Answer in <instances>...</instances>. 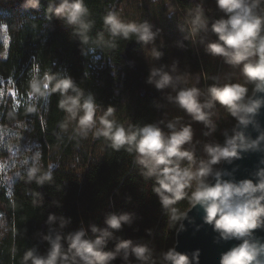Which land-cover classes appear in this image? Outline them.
Masks as SVG:
<instances>
[{
	"label": "trees",
	"instance_id": "trees-1",
	"mask_svg": "<svg viewBox=\"0 0 264 264\" xmlns=\"http://www.w3.org/2000/svg\"><path fill=\"white\" fill-rule=\"evenodd\" d=\"M123 2L84 0L89 9L86 19L92 23L85 42L75 33L74 26L54 15L48 17V0H40L36 7L28 0H0V87L7 84L16 96L6 95L0 102V127L7 134L16 129L26 133L38 156L36 162L22 159L7 179L10 156L7 150H0L3 165L0 168V213H3L0 264H25L23 257L29 250L47 256L51 245L45 237L55 239L57 235L62 237L61 251L70 259L66 238L83 230L85 238L94 239L98 233L93 232V226L107 227L105 218L110 213H129L131 221L119 230L110 229L113 235L107 239L106 251L115 250L120 240L130 239L134 245L146 244L152 250L149 260L143 264H163L161 253L172 248L180 221L173 218L191 205L192 192L200 179L195 175L196 169L201 161L208 160L205 146L223 145L227 138L233 137L237 120L225 106L215 102L206 109L210 123L205 124L193 120L174 100L181 88H198L200 100L204 102L209 99L210 86L242 83L248 89L246 101L255 85L245 81L240 65L227 63L223 56L207 51L208 44L218 38L211 30L212 22L225 15L217 8L216 0H174L182 24L173 25L172 36L165 43L156 37L145 43L134 36L130 40L112 36L104 25V16L109 11L118 14ZM197 5L203 7L209 23L207 30L193 33L189 9ZM256 12L264 15V0L257 5ZM3 27L5 37L1 38ZM147 44L150 61L141 53ZM93 52L111 63L119 76H114L108 67L97 68ZM155 52L160 53L158 58ZM154 68L168 72L173 77L172 84L157 89L150 83ZM37 71L41 77L45 72L70 75L84 98L89 94L94 96L97 112L104 113L109 106L116 108L109 119L126 128L156 125L170 134L169 123L177 129L190 125L192 139L182 147L194 153V160L191 164L187 159L178 161L181 168L189 167L193 172L190 187L184 189V198L168 208L162 207L154 191V179L147 176L146 168L140 163L144 158L134 150H128L127 146L117 150L111 141L94 133L85 147L82 131L66 132L68 117L58 107L59 92L36 95L38 108L31 110L29 81ZM195 77H198L196 83ZM119 82L125 98L123 104L115 95ZM215 114L219 115L216 122ZM52 151L58 157L55 166L49 168ZM220 162L212 166L214 171ZM33 167H38L37 176L50 172V179L43 184L30 180L29 170ZM50 214L56 220L49 222ZM61 218L66 221L63 226ZM108 264L141 262L131 251L127 256L121 251Z\"/></svg>",
	"mask_w": 264,
	"mask_h": 264
},
{
	"label": "clouds",
	"instance_id": "clouds-1",
	"mask_svg": "<svg viewBox=\"0 0 264 264\" xmlns=\"http://www.w3.org/2000/svg\"><path fill=\"white\" fill-rule=\"evenodd\" d=\"M40 0H28L33 7L38 6ZM261 0H216L218 9L225 13L211 24V30L217 34V40L207 46V51L216 56H223L227 63L241 66V73L246 82H255L256 90H264V15L256 12ZM48 17L53 15L67 24L74 26L76 34L81 35L86 42L87 31L92 23L86 17L89 9L84 0H48ZM192 17V32L197 33L207 30L208 18L201 5L189 9ZM104 25L112 36H121L130 40L133 36L138 41L145 43L155 39L157 32L153 26L144 21L123 20L115 11H109L104 16ZM159 52H155L158 58ZM149 82L154 83L157 89L168 87L173 82V77L163 68L151 70ZM30 93L46 96L52 92H59L61 99L58 107L64 110L67 117L75 120L77 129L87 132L94 130V134L103 136L111 141L112 146L119 150L127 146L134 150L140 157V163L146 168L147 176L154 179V191L160 197L161 206L168 208L177 200L184 198V189L190 187L193 178L191 168H181L178 161L187 159L191 164L194 153L182 146L192 139V128L186 125L179 129L169 123L172 129L170 134H165L156 125H146L142 128H126L122 124L109 119L114 113V108L109 106L102 115H97L98 105L93 95L84 98L83 91L78 87L70 75L60 76L55 73L45 72L41 77L38 71L29 81ZM71 90V91H70ZM209 99L200 100V90L196 87L181 88L174 97L175 102L191 115L193 120L210 123V113L206 111L213 107L215 102L225 106L238 123L247 124L248 113H254L261 104L260 100L245 101L248 89L242 83H229L222 87L213 85L207 90ZM74 93V94H73ZM83 98V99H82ZM99 124V127H96ZM241 143L238 144L237 140ZM242 135L229 137L223 145L210 144L205 146L208 160L201 161L195 175L199 182L192 192L191 205L200 204L204 209V220L213 226L221 236L242 237L248 235L252 229L264 225V179L253 184L250 180L241 181L239 184L229 181L217 180L211 184L207 179L210 176H220L219 171H214L213 165L221 160L238 156L240 147H245ZM162 166V167H161ZM38 167L29 170V179H35L38 184H43L50 179V172L37 176ZM259 191L261 195L252 194ZM186 216L182 213L173 218V221ZM49 222L56 220L54 214L48 217ZM129 213H110L105 218L107 227L93 226V232L98 233L94 239L85 238L83 230L71 233L68 240V251L71 258L61 251L60 235L55 239L45 237L51 245L47 256L29 250L23 260L25 264H108L123 251L127 256L129 251L143 264L149 260L151 249L146 244H136L129 240H120L115 245V250L106 251L107 239L113 235L112 230H119L124 224L130 223ZM66 223L61 218V226ZM260 252H264V245L257 247L248 240L231 248L221 255L220 264H261L257 259ZM77 257L79 259H77ZM163 264H192L195 257L190 258L186 253L179 252L176 248H169L161 253Z\"/></svg>",
	"mask_w": 264,
	"mask_h": 264
},
{
	"label": "water",
	"instance_id": "water-1",
	"mask_svg": "<svg viewBox=\"0 0 264 264\" xmlns=\"http://www.w3.org/2000/svg\"><path fill=\"white\" fill-rule=\"evenodd\" d=\"M254 100H260L261 104L256 112L247 114L248 123L240 124L237 121L233 128V137L242 135L246 146L237 149L238 156L221 160L217 169L220 176L213 175L209 180L211 184L217 180L236 184L250 180L257 184L264 179V90H256L255 85L246 102ZM237 143L241 141L238 139ZM252 195L259 196L261 193L257 191ZM261 203L264 204V200ZM184 213L186 216L180 219L175 230L172 248L186 253L190 258L195 255L192 264H220L221 255L244 240L257 247L264 245V225L242 237L224 238L211 224L205 222L204 209L200 204L190 205ZM257 259L264 264V252H260Z\"/></svg>",
	"mask_w": 264,
	"mask_h": 264
},
{
	"label": "rangeland",
	"instance_id": "rangeland-1",
	"mask_svg": "<svg viewBox=\"0 0 264 264\" xmlns=\"http://www.w3.org/2000/svg\"><path fill=\"white\" fill-rule=\"evenodd\" d=\"M118 15L125 21H134L136 23H142L144 21L149 22L153 28L154 32H157L156 38L161 43H165L172 36L173 25L178 22V26H181L182 16L179 17L176 12V7L174 4V0H124L121 5V8L118 12ZM5 37L4 27L1 31V38ZM150 48L147 44L145 49L142 50V54L144 53L145 60H152L147 56L150 54ZM94 65L97 68L108 67L111 69L112 74L118 77V72L113 67V65L107 62L100 54L97 52H93ZM151 63V62H150ZM198 81V77H195V83ZM121 83L117 84V89L115 90V95L120 98V104L125 102V98L122 96L121 92ZM6 95H12L14 98V92L7 85L4 84L3 88L0 87V102L3 100ZM28 107L32 109H37L36 103L38 102V97L33 94H29L28 98ZM16 103H19V100L16 99ZM116 108H114V111ZM103 113L97 112V115H102ZM219 115L215 114L214 122L218 120ZM100 125L97 124L96 127ZM65 130L68 133H71L77 129L75 120L67 119ZM11 134H7L6 131L0 127V150H7L10 156V167L8 170L10 171L8 175L5 177L9 179V177L13 174L14 167L16 164H19L22 159L32 160L36 162L38 156L36 154L37 150L32 145V142L29 140L26 133H24L20 129H16L10 132ZM94 130L89 129L87 132H83V140L85 147L89 146L90 140L93 136ZM51 160L48 162V167L51 168L55 166L57 160V152H51ZM0 168H3V165L0 163Z\"/></svg>",
	"mask_w": 264,
	"mask_h": 264
},
{
	"label": "snow or ice",
	"instance_id": "snow-or-ice-1",
	"mask_svg": "<svg viewBox=\"0 0 264 264\" xmlns=\"http://www.w3.org/2000/svg\"><path fill=\"white\" fill-rule=\"evenodd\" d=\"M6 58V57H5ZM3 215V213H0V216H2Z\"/></svg>",
	"mask_w": 264,
	"mask_h": 264
}]
</instances>
